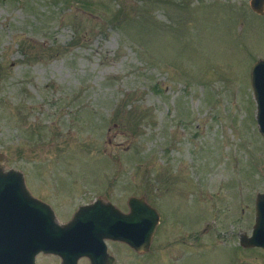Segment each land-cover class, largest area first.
Returning <instances> with one entry per match:
<instances>
[{
	"label": "rangeland",
	"instance_id": "rangeland-1",
	"mask_svg": "<svg viewBox=\"0 0 264 264\" xmlns=\"http://www.w3.org/2000/svg\"><path fill=\"white\" fill-rule=\"evenodd\" d=\"M251 2L0 0V168L60 226L98 200L154 208L149 251L107 241L114 264H264L240 244L264 194Z\"/></svg>",
	"mask_w": 264,
	"mask_h": 264
},
{
	"label": "water",
	"instance_id": "water-1",
	"mask_svg": "<svg viewBox=\"0 0 264 264\" xmlns=\"http://www.w3.org/2000/svg\"><path fill=\"white\" fill-rule=\"evenodd\" d=\"M251 6L263 14L264 0H252ZM251 84L259 130L264 136V60L253 66ZM129 209L125 214L113 204L98 200L81 207L69 223L60 226L53 209L31 195L21 173L0 168V232L5 233L4 222L10 217L21 219L24 229L22 253L3 243L0 264H18L20 259L22 264H37L41 253L60 256L62 264H78L81 258H88L91 264H114L106 240L124 243L136 252H148L160 216L142 199L131 198ZM240 244L245 249H264V194L257 196L252 236L241 235Z\"/></svg>",
	"mask_w": 264,
	"mask_h": 264
},
{
	"label": "flooded vegetation",
	"instance_id": "flooded-vegetation-1",
	"mask_svg": "<svg viewBox=\"0 0 264 264\" xmlns=\"http://www.w3.org/2000/svg\"><path fill=\"white\" fill-rule=\"evenodd\" d=\"M12 217H10L9 221H5L4 222V231L5 233H2L3 237L0 235V245L2 246L3 243L8 246L9 248H11L12 250L15 251H19L20 254L22 253V248L24 246V242H23V233H24V229H23V222L22 220H17V219H11ZM2 241V242H1ZM111 242V241H110ZM117 243V242H114ZM263 250V249H262ZM14 251V252H15ZM56 257V256H55ZM57 259H59V264H62L63 261L61 260L60 257H56ZM91 264V262L88 259H81L79 261V264ZM18 264H22V261L20 259V262Z\"/></svg>",
	"mask_w": 264,
	"mask_h": 264
}]
</instances>
